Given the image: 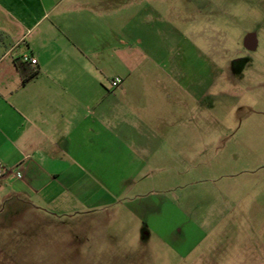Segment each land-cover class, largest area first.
I'll return each mask as SVG.
<instances>
[{"label":"rangeland","instance_id":"374dc122","mask_svg":"<svg viewBox=\"0 0 264 264\" xmlns=\"http://www.w3.org/2000/svg\"><path fill=\"white\" fill-rule=\"evenodd\" d=\"M150 3L129 90L148 98L150 149L135 135L136 145L92 136L72 198L36 211L0 203V264L264 256V0Z\"/></svg>","mask_w":264,"mask_h":264},{"label":"crops","instance_id":"0c3cea01","mask_svg":"<svg viewBox=\"0 0 264 264\" xmlns=\"http://www.w3.org/2000/svg\"><path fill=\"white\" fill-rule=\"evenodd\" d=\"M148 7L150 0H0V167L22 175L0 182L8 209L72 198L67 185L79 177L75 167L85 168L92 136L136 145L135 135L141 151L150 149L153 131L141 119L148 98L129 96L147 55L139 25L152 20ZM241 264H264V256Z\"/></svg>","mask_w":264,"mask_h":264},{"label":"built area","instance_id":"2783aa9c","mask_svg":"<svg viewBox=\"0 0 264 264\" xmlns=\"http://www.w3.org/2000/svg\"><path fill=\"white\" fill-rule=\"evenodd\" d=\"M23 61L25 63H29L31 65H36L37 64V61L35 59H33V58H30L29 56H24L23 57ZM121 84H122V80L121 79H115L114 81H112V87L113 88H118ZM8 175H14L17 179H21L22 178L21 174L14 173V171H12V170H7V169H5L3 167H0V182L5 180Z\"/></svg>","mask_w":264,"mask_h":264},{"label":"trees","instance_id":"16d2710c","mask_svg":"<svg viewBox=\"0 0 264 264\" xmlns=\"http://www.w3.org/2000/svg\"><path fill=\"white\" fill-rule=\"evenodd\" d=\"M33 77V75H30V77H27V79H25L24 82H27L29 79H31Z\"/></svg>","mask_w":264,"mask_h":264},{"label":"flooded vegetation","instance_id":"af4514ba","mask_svg":"<svg viewBox=\"0 0 264 264\" xmlns=\"http://www.w3.org/2000/svg\"><path fill=\"white\" fill-rule=\"evenodd\" d=\"M248 47H250V46H248Z\"/></svg>","mask_w":264,"mask_h":264}]
</instances>
